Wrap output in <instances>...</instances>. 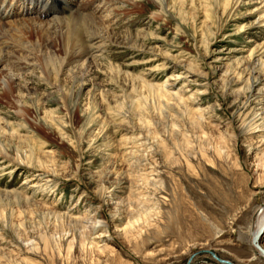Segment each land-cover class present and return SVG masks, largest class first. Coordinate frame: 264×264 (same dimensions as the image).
<instances>
[{
  "label": "rangeland",
  "instance_id": "374dc122",
  "mask_svg": "<svg viewBox=\"0 0 264 264\" xmlns=\"http://www.w3.org/2000/svg\"><path fill=\"white\" fill-rule=\"evenodd\" d=\"M216 1L72 0L81 34L91 14L111 33L96 60L12 64L28 115L0 102L21 161L0 165V264H264V0Z\"/></svg>",
  "mask_w": 264,
  "mask_h": 264
},
{
  "label": "bare ground",
  "instance_id": "6f19581e",
  "mask_svg": "<svg viewBox=\"0 0 264 264\" xmlns=\"http://www.w3.org/2000/svg\"><path fill=\"white\" fill-rule=\"evenodd\" d=\"M52 1L53 4H56L54 7L48 2V0H11L10 2H8V0H3L0 3L1 35L7 37L9 40H14L13 42L15 43L3 41L0 43V94H2L1 96L4 98L5 96L8 98V100L5 101L0 99V102H3L12 110L13 115L16 116L19 121H22L20 124L24 123V119L28 115V108L17 97L19 93L16 95V83L22 77L16 73L14 65L12 66V64H23L27 60L26 57L31 55V58L34 59V62L38 67V71L42 74V78L44 80L57 79L61 75L64 68L69 65L74 64L79 65L82 69L86 68L87 65L96 60L97 57L95 54L102 50L104 46L110 45L108 37L111 33L107 32V28H105V26L99 25V21H101V19L98 21L91 14L94 18L91 17L90 22L81 34L78 18L90 15H82L81 13H78V9L76 8L77 6H74L75 3H73L72 0ZM156 1V5L161 9L162 0ZM243 1L252 3L253 0H225L222 4V14L226 13L227 10L230 11L231 5L240 4L243 3ZM215 7L216 11H219L218 13H220L221 1ZM58 9H60V13H69L65 16L61 15L63 17H59L56 14ZM260 13H263V15H259ZM33 14H35V19H22ZM54 14L55 16L52 17L54 19L51 18L49 22L44 23L39 20L42 19V17ZM250 14L257 15L258 17L256 21L263 22L264 25V1L261 2V6L259 8L253 9ZM206 30L209 31L207 26ZM125 34H127L128 39L133 37L130 32H126ZM211 34L212 37H214L217 33ZM31 36H37L36 41L32 40ZM14 37H17L16 39L19 40L20 43L15 42ZM212 39L213 38H210L206 42V46ZM24 43L27 44V46H25ZM30 45L32 46L31 54L28 51ZM19 52L25 53V56H19ZM150 60L156 62L152 58H150ZM248 60L251 62H259L261 58L253 60L252 55H250ZM48 62H50L49 64H53L49 65ZM55 63L58 65L54 66ZM7 128H9L7 122L0 119L1 167H5L7 165L12 167L15 163L20 161L19 159L16 160L12 158L11 155V153L14 152V149L10 146V141L13 138H17V136L14 133L7 132L9 138L6 139L3 132ZM142 145L145 144L140 143L136 148L139 149ZM28 159H31V157L28 156V158H25L22 163L26 167L33 169L31 160ZM34 172H41V170L34 169ZM51 177H53V174H51L50 179H46L45 182H52L53 179H51ZM31 188H36V185H32ZM98 199L102 204L105 203L106 198L103 192L98 195ZM263 218L264 211H261L258 216V222L256 223L255 230L251 235V241L254 237H257V239L259 238L258 234L261 232ZM104 225L107 226L108 223H104ZM99 236L97 237V240L100 238ZM97 243L98 241L89 242L88 245L90 248H95ZM254 255L257 256L258 259L264 260V256L256 250H254ZM221 260L223 261V259Z\"/></svg>",
  "mask_w": 264,
  "mask_h": 264
},
{
  "label": "water",
  "instance_id": "95a60500",
  "mask_svg": "<svg viewBox=\"0 0 264 264\" xmlns=\"http://www.w3.org/2000/svg\"><path fill=\"white\" fill-rule=\"evenodd\" d=\"M259 235V234H258ZM252 244H254V246H256V249H257V251L261 254V255H263L264 256V251H262V249H260L258 246H257V237H254L253 239H252ZM220 263H222V264H229V263H227V262H220Z\"/></svg>",
  "mask_w": 264,
  "mask_h": 264
}]
</instances>
